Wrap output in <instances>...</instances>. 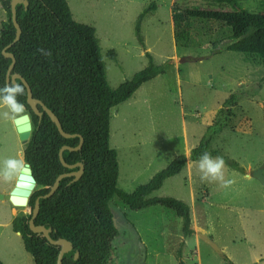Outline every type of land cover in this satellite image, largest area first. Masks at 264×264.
Here are the masks:
<instances>
[{"label":"rangeland","instance_id":"374dc122","mask_svg":"<svg viewBox=\"0 0 264 264\" xmlns=\"http://www.w3.org/2000/svg\"><path fill=\"white\" fill-rule=\"evenodd\" d=\"M66 1L76 22L94 27L110 87L116 88L143 69L148 64L146 52L156 64L169 62L162 74L143 82L128 100L110 111L109 144L117 152L120 190L132 192L179 154L188 156L227 97L240 95L223 129L209 145V150L221 151L239 169H244L240 171L225 163L224 177L235 183L224 188L219 181H202L197 161L187 160L191 173L185 169L186 163L151 196H171L187 203L193 193L196 199L192 211L199 222H205L208 236L224 255L234 264H264V186L257 178L245 177V173L258 168L264 175V65L233 51L203 59L212 50L210 42L222 40L226 31L214 23H192L189 47H177L173 38V5L228 7L210 0ZM238 1L254 12L264 2ZM149 5H153L152 9L140 21L141 45L135 26L138 16ZM4 18L0 7V22ZM109 51L115 52L116 60L108 56ZM6 111V106L0 107V169L7 159L21 160L12 114L5 117ZM183 132L187 135L186 143ZM13 184L14 177L4 180L0 176V193H9ZM1 205L0 221H5L9 213ZM110 206L118 230L112 264H227L223 256L200 242L197 232L181 240V219L165 207L135 209L117 197ZM17 211L28 215L31 210L17 207ZM0 260L4 264H34L21 236L13 234L10 225L0 226Z\"/></svg>","mask_w":264,"mask_h":264},{"label":"trees","instance_id":"16d2710c","mask_svg":"<svg viewBox=\"0 0 264 264\" xmlns=\"http://www.w3.org/2000/svg\"><path fill=\"white\" fill-rule=\"evenodd\" d=\"M28 2L26 8L21 3L16 5L21 34L16 43L8 46L14 38L15 28L11 21L10 0H0L6 16L0 24V88L5 85L6 70L11 62L9 57H4V50L15 57L12 73L20 74L27 81L33 97L51 109L65 132L75 134L62 136L39 105L41 116L33 113L26 103V88L24 95L17 97L25 112H29L32 123L29 140L23 147V160L30 166L37 185L29 198L28 207L32 210L35 199L39 197L35 224L50 228L53 239L62 237L71 242L72 249L64 253L62 264H112L113 241L118 236L110 206L114 197L135 209L159 205L173 211L181 219L183 235L191 236L194 231L189 205L171 196L151 194L167 178L178 174L187 160L197 161L203 152L222 156L227 165L239 169L237 163L221 151L209 150V145L213 136L223 129L231 115V107L240 95L227 97L216 112L213 123L207 126L202 139L188 156L179 154L132 192L120 190L117 188V152L109 144L110 111L128 100L143 82L162 74L169 62L156 64L151 54L146 52L148 64L112 88L106 78L94 27L76 22L66 0ZM210 2L228 8L172 6L175 45L185 48L191 45L192 23H214L226 28V31L222 40L210 42L212 50L203 59L222 51H233L258 59L264 65V2L255 12L243 8L238 0ZM152 7L149 5L137 18L135 35L141 45L140 21ZM41 48L50 51L51 56L39 52ZM108 56L116 60L114 51H109ZM17 83L22 82L17 79ZM80 137L83 138L81 149H65L62 155L67 164L83 163L82 176L76 181H71L72 176L63 177L54 194L43 198L42 195L59 174L77 169L65 167L59 160L58 152L63 145L76 146ZM30 216V213L17 214L11 222L13 231L20 233L24 249L32 256L34 264H56L60 247L30 230ZM76 252L77 258L74 257ZM223 258L227 264H234L225 255ZM0 264H3L1 260Z\"/></svg>","mask_w":264,"mask_h":264},{"label":"water","instance_id":"95a60500","mask_svg":"<svg viewBox=\"0 0 264 264\" xmlns=\"http://www.w3.org/2000/svg\"><path fill=\"white\" fill-rule=\"evenodd\" d=\"M19 3L23 4V6L26 8L28 6L29 2H28V0H10L11 21H12L14 28H15V35H14V38L12 39L11 43L8 46L16 43L20 38L21 28L19 26V23H18L17 17H16V5ZM3 55H4V57H9L11 59V62L9 63L7 70H6L5 84L6 83H13V82L17 83V79H19L26 88V103L28 104L31 111L40 117L42 112L38 107V105H39L41 107L42 111H44L50 117L52 122L56 125L59 133L62 136H64V137L75 136V134H69V133L65 132L61 127V123H60L58 117L51 111V109H49L40 99L33 97L31 88H30L29 84L27 83V81L20 74L12 73V69H13L14 64H15L14 55L11 52H6L4 50H3ZM183 60H184V58L181 59V61H183ZM13 122L16 126V130L18 132L19 139H20L21 143L23 145L26 144L29 140V137L31 134V129H32V123H31L29 112L26 111V112L18 115L17 117L14 118ZM82 144H83V138L80 137L79 143L76 146L70 147L68 145H63L59 149L58 157H59L60 162L65 167H68L70 169L77 167V169L73 170L71 172H68V173L59 174L56 177V179L54 180V182L51 185V187L49 188V190L45 194L42 195L43 198L50 197L51 195L54 194V192L58 188L60 180L63 177L72 176L73 178L71 181H76L82 176L83 171H84L83 163L82 162H76L75 164H72V165L67 164L65 159L63 158V155H62L63 150H65V149L79 150V149H81ZM26 165L27 166L23 167L19 171L12 190L9 193H5V194L0 193V199L8 200L15 207H25V206L28 207L29 198H30L32 192L35 190L36 185H37L36 179L32 174V170H31L30 166L27 163H26ZM247 175H249L250 177L257 178L261 182V184L264 186V175L262 173V169L258 168L255 170H251L248 172ZM38 211H39V197L35 199L34 208L30 211L31 216L28 220V226L32 232L37 233V234H41L51 244H54V245H57L60 247L58 255H57V259H56V264H62V258H63L64 253H66L72 249V244L69 240L62 238V237H59L57 239H53L50 236V231H51L50 228H47L44 225L35 224L34 219L36 218ZM198 236L204 243L208 244L217 254H219L220 256L224 255L223 250L208 235H206L204 233H198ZM74 257L75 258L78 257V252L75 253Z\"/></svg>","mask_w":264,"mask_h":264},{"label":"clouds","instance_id":"9594fccd","mask_svg":"<svg viewBox=\"0 0 264 264\" xmlns=\"http://www.w3.org/2000/svg\"><path fill=\"white\" fill-rule=\"evenodd\" d=\"M45 56H51L50 51L38 49ZM25 87L23 83H6L0 88V105L6 106L8 111L4 112L5 117L9 112L18 113L24 110V106L17 99L18 96L24 95ZM200 179L202 181H219L224 188H229L235 183L233 179H225L223 169L225 167V160L222 156H213L209 152L200 154L197 162ZM27 166L25 161L14 158L7 159L3 169H0V176L4 180H11L18 172Z\"/></svg>","mask_w":264,"mask_h":264},{"label":"crops","instance_id":"0c3cea01","mask_svg":"<svg viewBox=\"0 0 264 264\" xmlns=\"http://www.w3.org/2000/svg\"><path fill=\"white\" fill-rule=\"evenodd\" d=\"M1 7V6H0ZM2 8V7H1ZM2 10H3V8H2ZM4 11V10H3ZM4 14H5V11H4ZM5 18H6V16H5ZM5 18L3 19V20H5ZM2 20V21H3ZM0 24H1V22H0ZM176 71H178L177 73H180V69L178 68V70H176ZM157 77V76H156ZM155 77V78H156ZM154 79V78H153ZM152 80V79H151ZM1 106H3V105H0V107ZM24 110H25V108H24ZM24 113V112H23ZM11 114H12V116H11V121H12V125H13V131H14V134H15V138H16V141H17V144H19V146H18V151H17V153H18V156H19V154H20V159H21V161H24L23 160V147H24V145L21 143V141H20V139H19V135H18V132H17V130H16V126H15V124H14V122H13V120H14V118L15 117H17L18 115H20V114H22V113H20V112H18V113H12L11 112ZM182 136H183V142L184 143H186L187 142V135H186V133H182ZM191 164L189 163H187V166L185 167V169H187L188 171L190 170V173H191ZM190 168V169H189ZM19 173V172H18ZM17 175L18 174H16L15 176H14V182H15V180H16V178H17ZM191 175V174H190ZM190 175H188V176H190ZM193 175V174H192ZM192 175H191V177H192ZM245 177H247V178H250V176L249 175H247V173H245ZM13 186H14V184H13ZM12 186V187H13ZM208 193V192H207ZM208 195H209V193H208ZM196 199V198H195ZM195 199H194V194L192 193V194H190V196H189V198H188V201H187V204L189 205V207H190V217H191V228L193 229V231L194 232H197V233H204V234H206V235H209L208 234V231H207V229H206V227H204V223L205 222H203L202 220H201V222H199V219H197V217H196V213H194L193 211H192V205H194V202H195ZM200 201L201 202H204V199L203 198H200ZM0 204H2L1 206H3L4 207V210H6L8 213H9V218L7 219V220H5V221H0V226H7V225H10V227H11V231L13 232V234H16L17 236H21L20 235V233H18V232H15V231H13V229H12V225H11V222H12V220H13V218L18 214L17 212V207H15L14 205H12L8 200H5V199H0ZM200 205V204H199ZM156 206H159V205H156ZM150 207H152V206H150ZM163 207V206H162ZM200 207L202 208V206L200 205ZM169 210V209H168ZM202 211H201V215H202V212H203V209H201ZM173 212V211H172ZM174 213V212H173ZM175 214V213H174ZM203 215H204V213H203ZM176 216V215H175ZM179 218V217H178ZM194 234V233H193ZM192 234V235H193ZM191 235V236H192ZM183 233H182V236H181V240H183ZM185 238V237H184ZM190 238V236H188V238L187 239H189ZM22 239V238H21ZM201 240V239H200ZM23 242V241H22ZM200 242H203L202 240L200 241ZM24 247V246H23ZM199 248V247H198ZM26 251V250H25ZM27 252V251H26ZM180 262H181V260H180ZM4 264V263H3Z\"/></svg>","mask_w":264,"mask_h":264},{"label":"bare ground","instance_id":"6f19581e","mask_svg":"<svg viewBox=\"0 0 264 264\" xmlns=\"http://www.w3.org/2000/svg\"><path fill=\"white\" fill-rule=\"evenodd\" d=\"M26 207V206H25Z\"/></svg>","mask_w":264,"mask_h":264}]
</instances>
